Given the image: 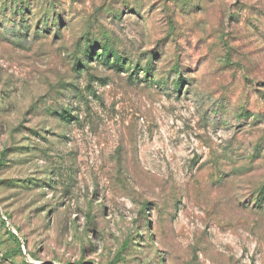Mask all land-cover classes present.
I'll return each instance as SVG.
<instances>
[{
  "label": "rangeland",
  "instance_id": "1",
  "mask_svg": "<svg viewBox=\"0 0 264 264\" xmlns=\"http://www.w3.org/2000/svg\"><path fill=\"white\" fill-rule=\"evenodd\" d=\"M32 2L57 28L0 27V264H264V0Z\"/></svg>",
  "mask_w": 264,
  "mask_h": 264
},
{
  "label": "trees",
  "instance_id": "2",
  "mask_svg": "<svg viewBox=\"0 0 264 264\" xmlns=\"http://www.w3.org/2000/svg\"><path fill=\"white\" fill-rule=\"evenodd\" d=\"M33 0H0V22H6L7 24L1 25L0 27H4L5 30H8L10 28L13 29L14 34H20L21 29H27L29 30V33L27 34V37L35 36L40 37L42 32L45 30H49V27H55L57 28V24L52 18V13L54 12L53 5H49L50 9L45 10L44 8H38L35 5H33ZM37 2V0H35ZM38 4V3H37ZM35 19V21H34ZM18 28V29H17ZM17 29V31H15ZM32 29V32L30 30ZM57 30V29H56ZM54 31L55 34H60V31ZM24 35V33H22ZM21 35V36H22ZM102 55H100V59L104 58L103 63L108 65L110 68H119L121 58H119L117 55H114L112 49L110 46H108L107 43L102 45ZM84 56H87V51H84ZM88 58V57H87ZM111 58V63L109 62V59ZM83 64H80L81 68H87L82 67ZM143 72H147L150 74L151 69H148L147 71L142 70ZM150 76V75H148ZM153 79V77L151 76ZM180 87V84L177 83V88ZM262 207V205H260ZM9 236L13 239V241H17L12 233H9Z\"/></svg>",
  "mask_w": 264,
  "mask_h": 264
}]
</instances>
